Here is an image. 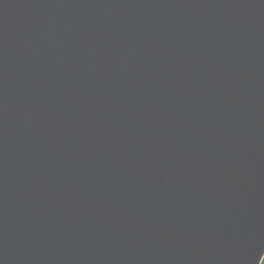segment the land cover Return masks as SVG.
<instances>
[{
    "label": "water",
    "instance_id": "95a60500",
    "mask_svg": "<svg viewBox=\"0 0 264 264\" xmlns=\"http://www.w3.org/2000/svg\"><path fill=\"white\" fill-rule=\"evenodd\" d=\"M264 0H0V264H262Z\"/></svg>",
    "mask_w": 264,
    "mask_h": 264
},
{
    "label": "snow or ice",
    "instance_id": "6c2138e0",
    "mask_svg": "<svg viewBox=\"0 0 264 264\" xmlns=\"http://www.w3.org/2000/svg\"><path fill=\"white\" fill-rule=\"evenodd\" d=\"M262 264H264V262H262Z\"/></svg>",
    "mask_w": 264,
    "mask_h": 264
},
{
    "label": "trees",
    "instance_id": "16d2710c",
    "mask_svg": "<svg viewBox=\"0 0 264 264\" xmlns=\"http://www.w3.org/2000/svg\"><path fill=\"white\" fill-rule=\"evenodd\" d=\"M263 262H264V260H263Z\"/></svg>",
    "mask_w": 264,
    "mask_h": 264
}]
</instances>
